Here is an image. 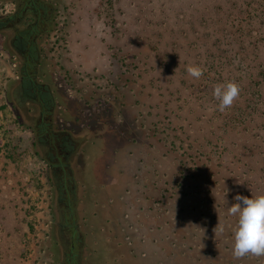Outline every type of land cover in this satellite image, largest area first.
Masks as SVG:
<instances>
[{
    "label": "rangeland",
    "instance_id": "rangeland-1",
    "mask_svg": "<svg viewBox=\"0 0 264 264\" xmlns=\"http://www.w3.org/2000/svg\"><path fill=\"white\" fill-rule=\"evenodd\" d=\"M48 3L30 71L60 148L11 92L17 22L0 31V264H264L234 259L224 202L264 192V96L226 124L264 59V0ZM227 79L240 94L220 112Z\"/></svg>",
    "mask_w": 264,
    "mask_h": 264
},
{
    "label": "flooded vegetation",
    "instance_id": "flooded-vegetation-1",
    "mask_svg": "<svg viewBox=\"0 0 264 264\" xmlns=\"http://www.w3.org/2000/svg\"><path fill=\"white\" fill-rule=\"evenodd\" d=\"M48 6V0H0V31H3L2 26L8 24L9 21L17 22V24H11L9 35L12 37V46L20 51L21 59H19L18 68L11 84V92L17 97H21V103L34 104V111L30 106L27 109L30 116L37 115L43 123L42 127L45 129L42 134L43 140L46 143H55V146L60 148L61 146L58 144L60 131L54 128L53 116L48 114L51 113L48 110L53 109L47 108V103L53 101V97L51 92L42 90L44 84L43 86L38 84V76L36 78V73L30 71L39 63L38 41L46 37L49 32L47 24L51 21L52 13L48 12ZM28 37L32 38L29 42ZM41 49L42 46H40ZM43 97L46 99V103L42 99L40 100Z\"/></svg>",
    "mask_w": 264,
    "mask_h": 264
},
{
    "label": "clouds",
    "instance_id": "clouds-1",
    "mask_svg": "<svg viewBox=\"0 0 264 264\" xmlns=\"http://www.w3.org/2000/svg\"><path fill=\"white\" fill-rule=\"evenodd\" d=\"M186 71L192 78L199 80L204 69L197 64H189ZM240 87L231 79L213 85V97L218 101V110L224 112L231 108L239 97ZM224 193V202L228 206L227 212L235 217L231 227L232 255L234 259L246 256L264 257V192L252 193L245 196L237 193L229 205ZM224 231L223 226L219 232Z\"/></svg>",
    "mask_w": 264,
    "mask_h": 264
},
{
    "label": "trees",
    "instance_id": "trees-1",
    "mask_svg": "<svg viewBox=\"0 0 264 264\" xmlns=\"http://www.w3.org/2000/svg\"><path fill=\"white\" fill-rule=\"evenodd\" d=\"M209 61L213 62V59L209 58ZM208 61V62H209ZM209 69H212L209 67ZM258 72L257 74H254V78L256 80L252 85H249L248 87L242 86V92H241V98L246 103V107H248V111L246 108H241V105L236 107L235 115H230L227 120L226 124H234V125H249L250 121L252 122V114L254 113V110L260 109L263 96H264V88L262 87L263 80H264V59L261 64H259L257 68ZM241 100V101H242ZM240 101V102H241ZM1 108V106H0Z\"/></svg>",
    "mask_w": 264,
    "mask_h": 264
}]
</instances>
